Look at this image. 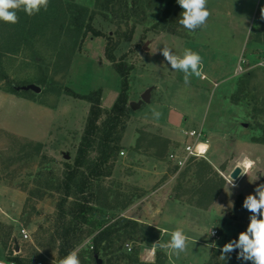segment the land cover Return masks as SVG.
<instances>
[{
	"label": "rangeland",
	"instance_id": "374dc122",
	"mask_svg": "<svg viewBox=\"0 0 264 264\" xmlns=\"http://www.w3.org/2000/svg\"><path fill=\"white\" fill-rule=\"evenodd\" d=\"M60 1L50 3L49 15L38 19L28 38L0 49V236L8 242L6 250L0 244V260L20 253L35 264H57L50 228L55 225L52 218L59 197L50 180L62 177L63 162L73 160L79 145L90 109L82 97L100 92L101 122L122 90V78L106 57L107 47H114L117 63L123 61L129 69L127 125L110 177L95 187L96 204L112 208L105 210L107 221L143 209V217L149 213L144 224L151 227L153 221L169 230L160 243L170 241V233L177 228L189 237L187 250L179 256L171 249L154 247L155 242L127 240L129 249H140L142 261L207 264L215 252L211 264H220V249L237 239L249 223L251 213L241 206L239 196L253 194L264 183V143L253 141L262 137L258 123L264 125V62L253 66L259 61L251 60L246 69L250 51L260 43L258 37L264 36V0H208L211 15L206 25L187 39L151 30L166 0L157 10L146 12V22L135 27L129 41L131 24L97 16L91 26L101 35L95 36L90 28L72 26L70 16L62 13L67 3ZM71 3L91 11L96 0ZM164 45L177 55L186 48L197 52L202 58V75L192 76L186 85L184 74L172 70L163 57L160 49ZM244 76L248 87L240 102L236 92ZM28 86L39 91L24 88ZM147 92L149 101L144 102ZM139 102L143 103L138 108L131 107ZM154 112L160 114L158 118ZM199 129L209 142L206 158L213 165L233 164L247 155L257 161L254 172L240 175L234 180L236 187H230L229 179L223 184L214 178H196L184 185L182 193L173 174H165L164 169L167 164L174 167L169 155L181 153L190 142L184 132ZM154 165L161 176L154 172ZM144 177L151 181L142 186L138 181ZM139 185L137 192L146 196L133 205L135 210H120ZM227 197L232 198L230 203ZM236 202L246 217L229 214ZM153 207L160 213L156 215ZM221 212L226 215L223 219ZM22 228L29 233L28 240L21 238ZM213 230L218 231V247L210 249L206 245L214 241ZM81 236L79 251L91 237L86 232Z\"/></svg>",
	"mask_w": 264,
	"mask_h": 264
},
{
	"label": "trees",
	"instance_id": "16d2710c",
	"mask_svg": "<svg viewBox=\"0 0 264 264\" xmlns=\"http://www.w3.org/2000/svg\"><path fill=\"white\" fill-rule=\"evenodd\" d=\"M67 7L62 11L64 16H70V24L77 27L90 28L93 35L100 36L101 33L92 28L91 23L99 16L106 21H119L131 24V31L126 40H130L137 25H143L146 21V12H153L166 0H96L93 9L90 11L83 6L72 5L71 0H65ZM60 0H49L47 11L43 9L34 16H28L23 11H18V23L9 24L0 22V49L6 46L16 45L21 39L28 38L36 29L38 19L48 16L50 3H60ZM182 12L176 0L166 2L161 12V17L153 22V32H166L178 35L184 39L191 38L198 34L200 29L189 32L179 24L178 18ZM144 15V19H137L135 15ZM86 22V23H85ZM85 24V25H84ZM28 30V31H27ZM150 30V29H149ZM186 34L189 35L186 36ZM129 37V38H128ZM11 41V42H10ZM11 44H10V43ZM114 47H107L106 57L114 64V68L122 78V90L112 108L108 111L106 118L100 122L103 114L101 108L100 92H93L82 97L90 103L89 114L86 119L85 129L81 136L73 160L64 161L62 164L63 175L58 180H50V186L58 193L57 213L52 218L54 228H50V245L57 249V264L70 251L82 244V234L88 233L89 243L79 251L81 264H163L164 260L150 263L142 261L140 249L128 248L127 240L139 238L140 242H156L160 237V231L138 222L128 216L116 215L111 220H106L105 210L112 209L107 206L97 205L99 196L95 187L103 178L110 177L113 164L117 161L122 150L121 139L127 123L125 122L128 112L127 88L129 69L123 61L117 63L113 54ZM248 87L246 76L241 78L236 92L237 98L244 93ZM75 97H78L74 95ZM242 102L241 96L239 97ZM127 120V119H126ZM264 136V125L258 123ZM262 137H255L254 142L264 143ZM129 194L126 203L120 210L129 209L137 200L146 196L145 192L138 193L140 189L134 188ZM137 192V193H136ZM239 201V200H238ZM238 202L235 208L237 209ZM235 210V209H234ZM236 211V210H235ZM235 211L233 212L235 214ZM223 225H221L222 228ZM84 227L87 231H84ZM150 233V234H149ZM56 242L58 245L56 246ZM0 244L3 249H8V242L0 236ZM81 247V246H80ZM15 248L11 249V252ZM212 258L207 264H211ZM6 262L15 264H35L33 259L20 255H8ZM248 264L246 261L237 259V254H229L228 259L220 264Z\"/></svg>",
	"mask_w": 264,
	"mask_h": 264
},
{
	"label": "clouds",
	"instance_id": "9594fccd",
	"mask_svg": "<svg viewBox=\"0 0 264 264\" xmlns=\"http://www.w3.org/2000/svg\"><path fill=\"white\" fill-rule=\"evenodd\" d=\"M176 2L182 9L178 22L185 29L189 32H195L206 25L211 15L207 7L208 0H176ZM48 5L49 0H0V22L16 24L19 20L18 11H23L28 16H34L42 9L47 11ZM261 14L264 16V8L261 9ZM160 51L172 70L184 74L186 85L190 84L192 76L200 77L202 75V58L197 52L186 48L182 55H177L167 45H164ZM159 115L158 112H154V116L157 118ZM199 148L200 155H203L207 145H200ZM256 167L257 161L247 155H244L236 165V169L241 170V176H249ZM255 174L257 176V172ZM228 183L230 187H236L232 175ZM243 207L251 213L247 228L238 234L237 239L223 245L219 257L225 261L230 253L238 250L237 259L250 261L251 264H264V183L258 184L254 189V193L245 197ZM170 236V241L167 243L158 241L154 243V247L171 249L177 256L187 250L189 237L183 229H175L170 233ZM206 247L213 249L217 248L218 245L212 242L207 244ZM59 264H81L79 248L70 251L59 261Z\"/></svg>",
	"mask_w": 264,
	"mask_h": 264
},
{
	"label": "crops",
	"instance_id": "0c3cea01",
	"mask_svg": "<svg viewBox=\"0 0 264 264\" xmlns=\"http://www.w3.org/2000/svg\"><path fill=\"white\" fill-rule=\"evenodd\" d=\"M207 7H208V5H207ZM263 22H264V16L262 17V22H261L262 23L261 32L264 35V25H263ZM201 29H200V31H201ZM258 40L260 42V43H257L258 46L256 48H253L250 51V54H251L250 56L251 57H249V59L246 61V65L248 64L249 66L246 67V69H249L250 68L251 64L248 63V62L251 61V60H257V61H259L256 64L255 63L252 64L253 66H255V65H259L260 66L262 64L261 62H264V51H262V49H261L262 47H264V46H262V45H264V36L263 37L262 36H259L258 37ZM255 143H257V142H255ZM208 144H209V142H208ZM209 151H210V148H209ZM237 162H238V160H236L235 162H233V164H230L229 162H226V163L220 162L217 166H215L216 164L213 165V163H211L210 161H208L207 158H206V159H199V160H196V161H193V162L189 163L185 167V169H182L179 172H177L176 169L172 165H169V164H167L166 168L165 167H163V168H165L164 169L165 170V174L170 173V176L173 174L172 176H174L175 179H176V181H177L176 182V185L178 186L177 189H180V190L182 189V193H183V190L185 188L184 185L187 184V183H189V182H191L192 180H194L196 178H199L201 181L202 180H209V178H211V179L214 178L213 180H217V182H223V184L225 182L227 183L228 179L230 178L231 173L236 168ZM153 170H154V172L158 176H161V172L158 171L160 169H158V167L156 165L153 166ZM157 178L159 179L160 177H157ZM152 180H157V179H156L155 176H153L152 177ZM142 181H138V183L139 184H142V186H145L146 184H148L151 181V179H149L148 177L147 178L144 177ZM138 189L141 190L140 185H139ZM244 199H245V197H242V195L239 196V199L238 200L242 204L241 205L242 207H243V201H244ZM227 200L230 203V201L232 200V198L227 197ZM135 208L136 207L133 206L130 209H128L127 212L132 211V210H135ZM153 208L155 209L154 210V213H156V215L158 213H160L161 210H159V208H156V207H153ZM244 209H242L239 206L236 209L235 206H234L231 210L229 209L228 211H229V214L234 215L235 217H237L236 216V213H238V218H239V216H241V217L242 216H245V217L247 216L246 214L243 213L244 212ZM142 210L141 209H138L137 212H135V213L133 212V215H131L129 217L132 218V219L137 220L138 222L144 223V220L143 219L145 217H148V214L149 213H147L146 216L143 217V214H142L143 211ZM238 210H239V212H238ZM234 211H235V214L233 213ZM221 214H222V216H221ZM221 214H220V216H221L220 219H223L224 217H226V215H224V212H221ZM150 215H153V213L151 212ZM151 226L154 227V228H156L157 230H159L161 232L159 239L155 243H157L158 241L161 242L163 240L164 236L169 233V230L165 226H161L159 224H156L153 221H152Z\"/></svg>",
	"mask_w": 264,
	"mask_h": 264
},
{
	"label": "built area",
	"instance_id": "2783aa9c",
	"mask_svg": "<svg viewBox=\"0 0 264 264\" xmlns=\"http://www.w3.org/2000/svg\"><path fill=\"white\" fill-rule=\"evenodd\" d=\"M185 136L190 140L189 143H186L181 153H171L169 159L174 163V167L177 172L184 169L189 163L199 160L206 159V156L209 151V144L207 137L203 133L202 129L199 130H190L184 132ZM200 145H207V149L203 155H200ZM122 154V153H121ZM213 242H217L219 239L218 231L213 230L211 232ZM20 236L23 240H28L30 238L29 233L25 228L20 230ZM88 243V242H87ZM215 249V248H214ZM0 264H15L13 262H6L0 260ZM37 264H42L41 262Z\"/></svg>",
	"mask_w": 264,
	"mask_h": 264
},
{
	"label": "water",
	"instance_id": "95a60500",
	"mask_svg": "<svg viewBox=\"0 0 264 264\" xmlns=\"http://www.w3.org/2000/svg\"><path fill=\"white\" fill-rule=\"evenodd\" d=\"M24 88H25V89H32L33 91H36V92L39 91V89H38L37 87H35V86H28V87H24ZM143 101H144V102H148V101H149V93H148V92L144 95V97H143ZM142 103H143V102H139V103H137V104H133V105H131V107H132L133 109H136V108H138ZM240 173H241V170H240L239 168H237V169L235 168V169L233 170V172L231 173L233 180H237L238 177L240 176ZM231 175H230V177H231ZM16 251H18V248H16ZM234 253H237V250L234 251Z\"/></svg>",
	"mask_w": 264,
	"mask_h": 264
}]
</instances>
